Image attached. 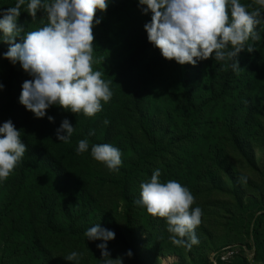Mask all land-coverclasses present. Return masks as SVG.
<instances>
[{
    "label": "rangeland",
    "instance_id": "1",
    "mask_svg": "<svg viewBox=\"0 0 264 264\" xmlns=\"http://www.w3.org/2000/svg\"><path fill=\"white\" fill-rule=\"evenodd\" d=\"M125 1L108 0L107 9L98 12H113L115 3ZM15 3L0 0V10ZM40 11L32 19L22 8L17 20L21 36L48 23ZM109 18L110 22L115 19ZM94 28L93 54L100 62L93 64V70L101 71L107 81L119 34H126V40L130 33L119 32L115 24L108 34ZM15 42H21L20 38ZM8 47L0 40V83L7 84L13 77L31 79L18 62L13 65L3 58ZM162 60L158 76L148 78L142 88L122 89L121 99L112 96L102 102V110L94 116L82 113L109 120L114 133L105 143L122 153L118 171H109L95 159L92 165L86 164L79 154L67 172L46 168L38 176L32 169L22 174L15 170L0 181V264H101L96 245L102 241H89L84 235L97 223L115 233L107 248L110 258L122 257L123 264H218L214 255L231 247L239 250L228 264H264V218L258 220L257 228L253 226L254 218L264 212V44L259 54L240 53L236 57L240 69L231 68V76L224 62L216 59L201 60V64L198 60L194 66ZM128 91L131 107L127 109L122 99ZM137 103L141 105L136 107ZM75 132L80 135V130ZM154 135L166 139V151L158 158H142V152L152 156L155 147L148 149L146 142ZM131 137L145 142L140 153L124 148ZM93 144L90 140V150ZM132 158L135 169L130 180L137 179L131 191L123 193L129 183L124 166ZM156 169L161 170V182L176 180L187 187L195 197L192 207L202 209L195 229L199 243L190 248L173 245L166 220L149 215L135 203L140 199V184L149 181ZM241 176L247 177L246 183L240 182ZM205 184L215 191L209 195L214 202L211 208L205 206L209 199L199 190ZM254 229L257 251L247 238ZM136 249L142 257L133 253ZM128 250L131 258L125 255ZM73 251L82 254L78 262L66 261Z\"/></svg>",
    "mask_w": 264,
    "mask_h": 264
},
{
    "label": "clouds",
    "instance_id": "2",
    "mask_svg": "<svg viewBox=\"0 0 264 264\" xmlns=\"http://www.w3.org/2000/svg\"><path fill=\"white\" fill-rule=\"evenodd\" d=\"M254 4L259 7L242 4L240 0H138L142 14L151 13L150 21L143 26L147 41L165 60L194 66L198 60L214 54L216 60L233 61V71L240 69L236 57L245 48V42L249 38L261 40L256 28L264 24V0H254ZM107 7L108 0H16L14 6L0 10V40L9 45L2 56L13 65L18 62L31 77L23 81L18 99L35 118H44L51 106L91 117L102 110V102L111 100L113 81H106L101 71L93 70V64L100 62L93 54V28L101 23L96 12H104ZM22 8L32 19L43 10L48 23L21 36L23 29L17 20ZM17 37L21 42H15ZM3 88L0 83V90ZM47 119L54 122L52 116ZM103 123L107 125L109 120ZM74 131L75 127L65 118L55 135L58 141L68 143ZM88 135H94V131ZM88 149L89 141L85 138L78 141L75 151L79 155ZM26 151L21 131L10 119L3 122L0 181L7 180ZM91 156L111 172L118 171L122 164L120 149L111 144H93ZM160 176L161 170L156 169L149 181L140 184V199L135 203L149 215L166 220L173 245L190 248L199 243L195 229L201 223L202 209L192 207L195 197L187 187L176 180L161 182ZM239 180L246 183L247 177L241 176ZM84 235L89 241H102L96 245L101 264H123L122 257L110 258L107 242L115 238L113 231L97 223ZM234 249L238 252V248ZM81 255L73 251L65 260L78 262ZM125 255L131 258L133 254L128 250Z\"/></svg>",
    "mask_w": 264,
    "mask_h": 264
},
{
    "label": "trees",
    "instance_id": "3",
    "mask_svg": "<svg viewBox=\"0 0 264 264\" xmlns=\"http://www.w3.org/2000/svg\"><path fill=\"white\" fill-rule=\"evenodd\" d=\"M245 1L254 3V0ZM115 6L117 8L113 12L110 10L104 15L98 11L96 12V18H100L101 23L96 25L97 27L94 29L99 28L102 33L108 34V28L115 24L116 30H119V32L130 33L126 40L124 39L126 34L124 36L119 34L121 40L117 46V51L115 52L116 55L110 60L113 64V68L110 72L112 78L109 76L108 80L113 81L110 85L113 86V96L121 99L122 89L130 90V92H132L133 89L142 88L143 85L147 84L148 78H153L155 75L158 76L157 71L161 66V62L163 64V60L160 51L147 41V33L143 27L146 22L150 21L151 13L142 14L141 7L138 6V0H127L122 3H115ZM257 7L259 6L257 5ZM261 11L264 13V9ZM40 14L46 15L43 10L40 11ZM109 17H115L113 22H110ZM129 24H131V26L127 28ZM256 31L260 32L261 40L254 41L249 38V40L245 42V48L239 52L238 55H240V53H245L248 54V56H252L261 52V46L264 44V24L257 26ZM249 47L253 49L251 52L247 50ZM210 58L215 59L214 55ZM222 62H224L227 69V76H231V64L229 65V61ZM199 64H201V60H199ZM22 83L23 80L21 81L20 78L15 80L13 77L7 82V84L3 83L4 88L0 94V125L10 119L15 127L21 131L22 142L27 148L21 162L13 171L16 170L22 174L25 170L32 169L37 171L38 176H41L46 168L67 172L78 156L75 149L80 139L87 138L89 143L90 140H92L95 141L96 144H98L97 142L104 144L106 141L110 140V136L114 133L110 130L111 124H108V126L103 129L102 127H104V123L103 118L101 117L88 118L84 117L82 113L73 114L59 106H51L47 109L44 118H35L30 111L26 110L25 107L19 103L18 98L21 92ZM124 94L125 93H123L122 96ZM128 95L129 91L127 92V97L124 96L122 99V102L126 101V105L124 106L127 107V109L131 107V103L128 101ZM139 105H141V103H137L136 107ZM118 109H121L120 106L116 107L117 111ZM137 112H139V109H137ZM106 114L108 113H105L104 115ZM47 116L54 117V122L50 123ZM65 118L70 121L77 131L80 130V135H77L74 131L75 134L71 136L68 143L58 141L55 135V130ZM139 118L142 123L147 122L146 117ZM90 131H94V135H88ZM144 137L147 138L146 135H144ZM131 139V141H127L124 148L129 151H138V153H140V146H145V142L142 144L140 139L135 140L132 137ZM146 146L150 150L153 146L155 147L152 156L148 158L146 156L148 155L147 152H142L140 154L143 155L142 158L151 160L152 158H158L162 151H166L167 143L166 139L154 135L152 139H148ZM135 149H137V151ZM80 156L86 161V164L92 165L94 158L91 156L90 149L81 153ZM134 159L135 158H132L127 166H124V170L129 172L128 178L130 184L127 182L123 193L130 192L134 181L137 179L136 177L133 182L130 180V176L135 169ZM199 190L201 193H205L204 196H207L209 199L210 204L206 203L205 206L208 208H211V206L214 207V202L209 196L215 192L214 188L205 184L201 186ZM260 214V216L254 218L255 222L253 226L255 228L258 226V220L261 217L264 218V212L261 211ZM119 235L118 238L121 237ZM247 238L251 239L253 249L254 251H257L260 248L257 231L254 229L251 234L248 232ZM133 253L142 257V253L137 249L134 250ZM223 253L224 252L221 253L220 250L219 254L214 255V259L218 264H228L229 262V260H221ZM236 255H233L232 258L235 259ZM211 264L214 263L211 262Z\"/></svg>",
    "mask_w": 264,
    "mask_h": 264
},
{
    "label": "built area",
    "instance_id": "4",
    "mask_svg": "<svg viewBox=\"0 0 264 264\" xmlns=\"http://www.w3.org/2000/svg\"><path fill=\"white\" fill-rule=\"evenodd\" d=\"M237 254V250L236 249H234V248H230V249H226V250H224V253H223V255L221 256V260H230L232 257H233V255H236Z\"/></svg>",
    "mask_w": 264,
    "mask_h": 264
}]
</instances>
